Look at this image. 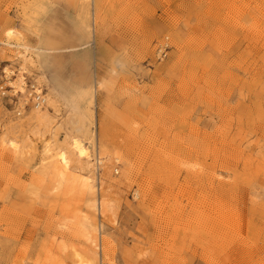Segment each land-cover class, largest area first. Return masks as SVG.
Wrapping results in <instances>:
<instances>
[{"label":"rangeland","instance_id":"rangeland-1","mask_svg":"<svg viewBox=\"0 0 264 264\" xmlns=\"http://www.w3.org/2000/svg\"><path fill=\"white\" fill-rule=\"evenodd\" d=\"M0 87V264H264V0H0Z\"/></svg>","mask_w":264,"mask_h":264},{"label":"built area","instance_id":"built-area-1","mask_svg":"<svg viewBox=\"0 0 264 264\" xmlns=\"http://www.w3.org/2000/svg\"><path fill=\"white\" fill-rule=\"evenodd\" d=\"M166 46L161 49V52L164 53L166 50ZM164 55V54H163ZM1 94L4 95L5 91L3 90V87H0ZM28 100L27 102L31 103L32 108L34 109H41L46 102L44 94H42L41 91H39L34 85L30 86V89H28L27 94Z\"/></svg>","mask_w":264,"mask_h":264},{"label":"bare ground","instance_id":"bare-ground-1","mask_svg":"<svg viewBox=\"0 0 264 264\" xmlns=\"http://www.w3.org/2000/svg\"><path fill=\"white\" fill-rule=\"evenodd\" d=\"M79 148V147H78ZM80 150V149H79ZM60 163L62 164V165H66L67 164V162H66V159H65V157L64 156H60ZM71 255H72V257H73V259H74V263L73 264H82V257L79 255V254H77V253H71ZM84 263V262H83Z\"/></svg>","mask_w":264,"mask_h":264}]
</instances>
